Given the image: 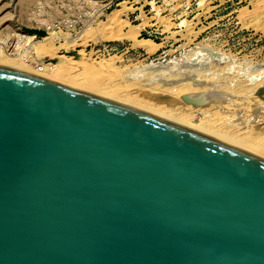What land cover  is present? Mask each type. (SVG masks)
Here are the masks:
<instances>
[{
    "label": "water",
    "instance_id": "95a60500",
    "mask_svg": "<svg viewBox=\"0 0 264 264\" xmlns=\"http://www.w3.org/2000/svg\"><path fill=\"white\" fill-rule=\"evenodd\" d=\"M0 264H264V158L0 66Z\"/></svg>",
    "mask_w": 264,
    "mask_h": 264
},
{
    "label": "rangeland",
    "instance_id": "374dc122",
    "mask_svg": "<svg viewBox=\"0 0 264 264\" xmlns=\"http://www.w3.org/2000/svg\"><path fill=\"white\" fill-rule=\"evenodd\" d=\"M122 5L125 8L120 13L124 19L121 29L134 28L138 40L148 39L159 46L147 52L126 38L89 39L83 45L82 34L91 27L107 25L108 14ZM27 35L33 38L27 39ZM43 37L47 38L41 41ZM25 40L29 45L43 42L56 54L73 59L80 48L90 61L112 57V67L100 74L99 82L116 96L126 93L129 98H138L136 94L140 93L149 104L166 106L170 113L202 121L206 128L227 130L259 151L264 150V76L252 77L261 69L264 71V0H0V57L25 52ZM199 43L210 52H196ZM188 50L190 65L181 68L180 59ZM173 57L177 58L172 60ZM43 60L54 63L56 57L44 56ZM195 76L198 85L180 87L173 82L175 78L190 82ZM234 87L238 92L230 90ZM84 89L80 90L98 95L95 90ZM237 97L248 100L249 109L238 107ZM105 98L116 101L113 95ZM226 102L231 106L227 107ZM197 103L202 104L194 106ZM121 104L169 122L176 120L146 108ZM232 145L264 158L257 150Z\"/></svg>",
    "mask_w": 264,
    "mask_h": 264
},
{
    "label": "bare ground",
    "instance_id": "6f19581e",
    "mask_svg": "<svg viewBox=\"0 0 264 264\" xmlns=\"http://www.w3.org/2000/svg\"><path fill=\"white\" fill-rule=\"evenodd\" d=\"M151 3L152 2H150V4ZM122 8H125L124 5H122V7H120L116 11L108 14V16H107L108 22H106L107 25H105V24H104V26H100L99 25L100 26L99 28L98 27H94L93 29H91L92 28L91 27L90 29H88L89 32L86 31V33H84V34L81 33L83 36H81V34H79V36H81L80 39H82L81 40L82 44L84 45L85 42H87V40H89V39H91L92 41H99L101 39L102 40L103 39H117V40H120V39L126 38V40L127 39L131 40V45H142V47L147 52H149V51L151 52V51L155 50L157 48V46H159V43L153 42V41L148 40V39H142V40L139 39L138 40L135 37V29L134 28H128L126 31H123L121 29L122 24H123V20H124V19L120 18V16H121L120 13H121V9ZM25 37L27 39L33 38V36H31V35H27ZM46 38L47 37H43L41 39V41L46 39ZM71 42H73V41H70V43ZM24 43L26 44L27 41L25 40ZM42 43H38V44H35V45H29V43H27L28 44V49L25 50V52H23L22 54L17 55L18 54L17 53L16 56L15 55H10V54L7 53L4 57H0V66L11 68L13 70H16V71H19V72H23V73H27L29 75H34L36 77H39V78H42V79H46V80H50V81H53V82H56L58 84L65 85V86H68V87H71V88H76V89L79 88V90L85 88V89H89V91L90 90H92V91L95 90L96 92H98V95H96L97 94L96 92H95L96 94H94V95L97 96V97H100V98H105V97H108V96L110 97V95L111 96L113 95V97L116 98L117 102L108 99L111 102H114V103H117V104H120V105H124V104H121V103H127V104H130L132 106H137V107L139 106V108H143V109L146 108L149 111H153V112L162 114V115H164L166 117H171V118L174 117V119H176V120L174 121V123L173 122H170V123L182 126V127L186 128V129H189L191 131H194V129H195V130H199L200 132H204L206 134L213 135V136L217 137L218 139H215V138H212V137H209V136L203 134V135H205V136H207L209 138L215 139L217 141H220L219 140V138H220V139L226 140V141H228V142H230L232 144L239 145V146H241L243 148L251 149L254 152L256 150L259 151L258 148L255 145H250L246 140L240 139L241 138L240 136H238L236 134H233L231 132H227V130L206 128V127L201 125L202 121H197L196 122V121H193L192 117L179 116L177 114H173L174 112L172 113V111L170 113V112H168L170 110L167 111L166 106H161V105H158V104H149L148 102H145V101H143L141 99L142 94H140V93L136 94L138 96V98H134V97L129 98L128 94H126V93H124L122 96H116L111 89L101 85L100 82H99L100 74L104 75L107 72V70L112 67V65H113L112 64L113 63V58L112 57L99 59L97 61H92V60L90 61V60H88L90 57L87 59L85 57V52H84L83 48H80V49H78V51L76 50L77 51V58L73 59V57L68 56V55L56 54L54 49H51V48H48V47H44V45ZM194 50H196V52H199V53H201L203 51L205 53H209L210 52L208 47H205V46L201 45L200 43L195 47ZM188 52H190V50L185 51L184 55H182L183 57L182 58L180 57L181 59L178 57L181 60L180 61V65H179L181 68L182 67L187 68L186 66L190 65V63H189L190 60L188 59V57L186 55V54H188ZM182 53H180L179 56H181ZM44 56L56 57V61L54 63L53 62H50V63L47 62L46 63L43 60ZM176 58L177 57H175V58L173 57L172 60H175ZM179 59H177V60L179 61ZM172 60L170 61V63L172 62ZM168 62H169V60H168ZM175 62L176 61H174V63ZM176 64H175V66L178 67L179 62H178L177 65ZM181 68H179L180 69L179 72H181ZM183 70H184V68L182 69V71ZM237 70H239V69H237ZM241 71H242V69H241ZM196 73H199V72H196ZM200 73H204V72H200ZM184 74H185V72H184ZM188 75H186V76L188 77ZM261 75L264 76V71L262 69L260 71H258L256 74H253L252 77H257V76L259 77ZM203 79H208V77L207 78H203ZM197 80L198 79L195 76V78H193V80L190 81V82L188 80L185 81V82H182L183 80L179 79V78L178 79L175 78L173 80V82L175 83L176 86H180L181 87V86H185V85H187L189 83H191L192 85L193 84H197ZM231 89H232V91L233 90L234 91L237 90L236 87L230 88V90ZM238 90L236 92H238ZM228 92H226V94ZM226 96H228V94ZM242 96L244 97V94ZM244 98H246V96ZM238 99H240L239 104H237L238 107L241 106L242 108H246V107L248 108V103H247V102H249L248 100L246 102L244 99H242V100H241V98H238ZM224 100H225V97L223 98V101ZM237 101H235V103H233V104L236 105ZM252 101H256V99L253 98ZM258 102L260 103V101H258ZM262 103L264 104V101H262ZM199 104H202V103H197L194 106L199 105ZM225 105L227 107L231 106V104H229V102H226ZM237 106H233L232 105V107H237ZM128 107H130V106H128ZM238 107H237V109H238ZM233 109H235V108H233ZM136 110H138V109H136ZM138 111H141V110H138ZM141 112H143V111H141ZM143 113H145L147 115H150L152 117L164 120L161 117H158V116L146 113V112H143ZM168 113L173 114L175 116L170 115ZM247 117L248 116H246L245 119ZM260 118L257 117L256 120H258ZM164 121H166V120H164ZM176 121H177L178 124L175 123ZM167 122H169V121H167ZM194 132H197V131H194ZM197 133H199V132H197ZM199 134H202V133H199ZM220 142L225 143V144L230 145V146H233V147H236V146H234L232 144H228V143H226L224 141H220ZM236 148H238V147H236ZM238 149H241V148H238ZM259 153L264 154V150L259 151ZM256 156H259V155L256 154Z\"/></svg>",
    "mask_w": 264,
    "mask_h": 264
}]
</instances>
